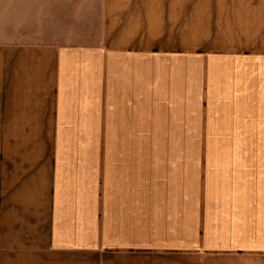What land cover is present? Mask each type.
Listing matches in <instances>:
<instances>
[{
    "label": "crops",
    "instance_id": "obj_1",
    "mask_svg": "<svg viewBox=\"0 0 264 264\" xmlns=\"http://www.w3.org/2000/svg\"><path fill=\"white\" fill-rule=\"evenodd\" d=\"M54 10L0 31V264H264V0Z\"/></svg>",
    "mask_w": 264,
    "mask_h": 264
},
{
    "label": "rangeland",
    "instance_id": "obj_2",
    "mask_svg": "<svg viewBox=\"0 0 264 264\" xmlns=\"http://www.w3.org/2000/svg\"><path fill=\"white\" fill-rule=\"evenodd\" d=\"M87 7L98 3L99 0H85ZM79 2L84 0H0V31L7 32L15 36L30 35L36 32H46V21L53 9L62 14L69 6L77 8ZM54 10V11H55ZM74 12L71 19L63 18L64 24L73 23ZM69 20V21H68ZM67 24V25H68ZM65 25L62 29L68 31L70 26ZM162 146H206V139H162Z\"/></svg>",
    "mask_w": 264,
    "mask_h": 264
}]
</instances>
